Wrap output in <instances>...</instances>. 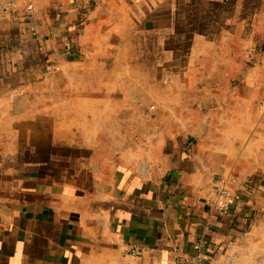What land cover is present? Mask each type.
<instances>
[{
  "label": "crops",
  "instance_id": "1",
  "mask_svg": "<svg viewBox=\"0 0 264 264\" xmlns=\"http://www.w3.org/2000/svg\"><path fill=\"white\" fill-rule=\"evenodd\" d=\"M13 1L0 264H264V0Z\"/></svg>",
  "mask_w": 264,
  "mask_h": 264
},
{
  "label": "built area",
  "instance_id": "2",
  "mask_svg": "<svg viewBox=\"0 0 264 264\" xmlns=\"http://www.w3.org/2000/svg\"><path fill=\"white\" fill-rule=\"evenodd\" d=\"M21 11V8L13 0H0V21L3 19H11ZM23 11L31 15L35 12V8L32 4H27ZM178 72H173L171 77H176ZM209 208L222 215H228L232 212L235 204V198L231 189L225 186L223 183L219 184L214 194L207 198ZM231 240L227 243L231 244ZM123 246L126 252L137 253L139 251L138 245L131 243L130 241H124ZM206 243L204 240H200L195 244V250L197 251V260H202L201 255L203 253Z\"/></svg>",
  "mask_w": 264,
  "mask_h": 264
},
{
  "label": "water",
  "instance_id": "3",
  "mask_svg": "<svg viewBox=\"0 0 264 264\" xmlns=\"http://www.w3.org/2000/svg\"><path fill=\"white\" fill-rule=\"evenodd\" d=\"M200 135L203 133V129H201L200 131ZM198 132L196 133L197 137H199L200 135H198ZM247 182L251 183V184H254L256 185L257 187H259L260 189L264 190V186L263 185H260L258 181H255V180H251L250 178L248 179L247 178Z\"/></svg>",
  "mask_w": 264,
  "mask_h": 264
}]
</instances>
